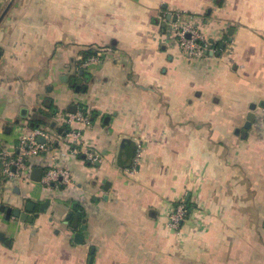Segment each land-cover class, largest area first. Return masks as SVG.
I'll return each mask as SVG.
<instances>
[{
  "label": "crops",
  "instance_id": "0c3cea01",
  "mask_svg": "<svg viewBox=\"0 0 264 264\" xmlns=\"http://www.w3.org/2000/svg\"><path fill=\"white\" fill-rule=\"evenodd\" d=\"M177 13L214 52L182 54ZM0 51V150L40 128L51 148L27 180L6 181L0 162L1 204L38 213L0 212V264H264V0H15ZM79 112L89 125L67 122ZM53 158L72 174L58 190L32 179Z\"/></svg>",
  "mask_w": 264,
  "mask_h": 264
},
{
  "label": "built area",
  "instance_id": "2783aa9c",
  "mask_svg": "<svg viewBox=\"0 0 264 264\" xmlns=\"http://www.w3.org/2000/svg\"><path fill=\"white\" fill-rule=\"evenodd\" d=\"M184 14L177 13V21L175 28V35L177 42L181 49L182 54L191 60H198L207 56L211 51L214 52L213 41L206 38L201 32L199 27L184 19ZM110 49L107 51H99L93 54L80 63L79 67L83 69H92L96 64H99L105 58L111 56ZM69 124L74 122H82L85 125L90 124V115L84 112L77 114H70L67 118ZM81 133L79 131L70 130L67 133L66 138H73L75 141L78 140ZM49 137L43 129L31 130L29 134L22 136L14 150L1 149L0 150V162L2 166V176L6 181L19 182L27 180L30 177L32 165L29 161L45 151H50V145L48 143L40 142L39 137ZM50 138V137H49ZM71 152L79 154L81 152L86 153L88 160L94 162L98 160L97 156L88 151H82L79 148L70 147ZM142 146H137L135 163L132 168H127V172L134 173L137 171V166L140 164L142 156ZM42 182L47 189H56L66 187L72 183V174L69 170L62 167L53 158L50 161V166L45 170ZM187 216V207L184 202H181L174 211L171 213L169 218L170 226L173 229L179 230L182 226L183 221Z\"/></svg>",
  "mask_w": 264,
  "mask_h": 264
},
{
  "label": "water",
  "instance_id": "95a60500",
  "mask_svg": "<svg viewBox=\"0 0 264 264\" xmlns=\"http://www.w3.org/2000/svg\"><path fill=\"white\" fill-rule=\"evenodd\" d=\"M15 0H10L9 3L7 4V6L5 7L4 11L2 12L1 16H0V23L2 22V20L4 19V17L6 16V14L8 13V11L10 10V8L12 7V5L14 4ZM173 20H176V17L173 18ZM230 35L233 34V30L230 31L229 33ZM0 56H1V51H0ZM261 106H264V102L261 103ZM257 108V104H253L251 106V112L247 117V123H246V128H250L252 122L255 120L256 117V113L254 112L255 109ZM55 112V111H54ZM70 112L71 113H76L77 112V107L76 106H71L70 108ZM109 120V117L106 118V121ZM56 122H53L51 124L52 127H55ZM63 130V128L59 129V132L61 133ZM40 141L41 142H46L45 138L40 137ZM129 140L125 139L123 141V145L128 144ZM1 173H0V198H1V194H2V181H1ZM43 177V170L41 169H35L33 171V175H32V179L35 181H41ZM51 204L50 201H46L43 204H41L40 207V211L41 212H45L46 209L49 207V205ZM36 209V204L33 202H28L27 203V211L23 212L21 208L18 207H14V206H7L6 204H1L0 202V212L1 213H5L6 214V218H10L12 215H14L17 218H21L23 220H33V218L35 216L38 215L37 212H35ZM29 213H34L32 214V216L29 215ZM73 217V214L70 213L67 216V219H71ZM78 223H79V216L75 215L74 216V222H73V227L77 228L78 227ZM84 230H86V227H83ZM4 233H0V240L4 239ZM76 241L82 243L84 241V234L82 232H79L76 234Z\"/></svg>",
  "mask_w": 264,
  "mask_h": 264
},
{
  "label": "trees",
  "instance_id": "16d2710c",
  "mask_svg": "<svg viewBox=\"0 0 264 264\" xmlns=\"http://www.w3.org/2000/svg\"><path fill=\"white\" fill-rule=\"evenodd\" d=\"M32 122L35 123V124H38L39 123V120H32ZM188 213H189V209L187 207V215H188Z\"/></svg>",
  "mask_w": 264,
  "mask_h": 264
},
{
  "label": "rangeland",
  "instance_id": "374dc122",
  "mask_svg": "<svg viewBox=\"0 0 264 264\" xmlns=\"http://www.w3.org/2000/svg\"><path fill=\"white\" fill-rule=\"evenodd\" d=\"M176 15V14H175Z\"/></svg>",
  "mask_w": 264,
  "mask_h": 264
}]
</instances>
